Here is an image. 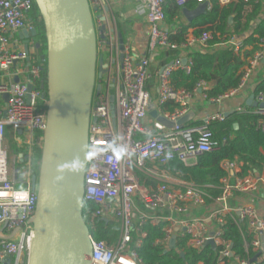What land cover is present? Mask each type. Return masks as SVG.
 <instances>
[{
	"label": "built area",
	"instance_id": "1",
	"mask_svg": "<svg viewBox=\"0 0 264 264\" xmlns=\"http://www.w3.org/2000/svg\"><path fill=\"white\" fill-rule=\"evenodd\" d=\"M120 1L88 0L92 21L93 17L96 19V28L94 22L93 25L97 63L99 65L102 61L106 74L97 79L96 85L101 86V91L92 102L83 204L95 205V216L116 221L120 229L113 245L90 236L92 264H141L137 251L147 238L144 226L148 223L154 227L166 224L164 237L156 243L167 250H171L172 239H176L175 247L179 240H186L190 249L199 252L211 246L207 243L212 241V247L220 249L218 264H264L263 175L249 172L242 176V164L227 161L222 167L228 176L218 184L200 187L193 182L176 180L161 169L173 160L191 166L200 155L217 148L211 125L224 121L228 117L227 111L208 114L198 126L185 127L178 125L177 121L191 112L196 95L217 105L239 96L255 69L264 61V38L261 48L247 58L239 86L209 100L210 84L207 82H199L193 94L176 90L171 83L175 71L190 73L191 58L183 59L180 51L177 58L155 74L149 69V57L152 53L180 48H194L206 53L215 41V34L204 31L200 36H190L184 44L173 43L171 36L175 33L165 23L164 7L168 0H140L146 10L148 54L140 56L137 61L125 40L121 49L114 13ZM251 1L218 0L223 6ZM174 2L182 9L191 2L198 6L207 3L206 11L211 9V0ZM32 9L33 0H0V264L5 259L11 264H29L32 220L38 202L37 192L32 189V174L28 170L32 169L34 147L43 146L48 99L40 87L44 81L41 80L42 67L36 53L25 51L22 43L14 39L23 29H33L29 22ZM214 45H230L235 55L241 58L248 51L244 40L235 36ZM184 60H187L186 64ZM153 78L157 79L153 110L174 123L172 127L150 115L152 94L147 86ZM29 85L33 86L31 91ZM41 100L43 108L39 107ZM254 101L257 107L241 106L235 112L260 116L258 129L264 133V108L260 107L264 104V92L255 94ZM169 103L178 105V108L174 112L163 111ZM9 128L15 131L18 145L26 136L22 142L27 151L24 149L21 158L22 169L28 170L22 181L15 176L16 171L20 172L16 162L19 157L10 158L6 147ZM18 130L22 131L21 136ZM37 132L43 135L35 138ZM142 178L149 184L143 183ZM239 195L248 200V205L236 202ZM230 222L236 224L244 238L246 234L252 238L250 243L245 242L246 250L253 252L247 260L235 257L231 243L224 237ZM256 255V260L251 262Z\"/></svg>",
	"mask_w": 264,
	"mask_h": 264
},
{
	"label": "water",
	"instance_id": "2",
	"mask_svg": "<svg viewBox=\"0 0 264 264\" xmlns=\"http://www.w3.org/2000/svg\"><path fill=\"white\" fill-rule=\"evenodd\" d=\"M34 1L46 32L47 81L42 89L47 86L48 107L40 171L39 175L32 176V189L37 192L38 202L32 220L29 264H92L91 235L83 217L84 177L89 158L92 102L101 91V86L96 85L97 79H101L106 71L102 61L97 63L96 31L88 0ZM206 8L207 3L193 11L184 9L183 13L192 22L203 15ZM19 37L28 52L36 31L34 28L23 29ZM123 43L120 33L121 49ZM36 47L40 45L37 43ZM183 62L186 64L187 60ZM32 87L29 85V91ZM111 101L114 116V97ZM247 104L258 106L254 96ZM260 107L264 108V104ZM150 115L167 127L174 126L158 116L156 110L152 109ZM193 115L190 112L177 124H185ZM18 135H22L21 130ZM15 176L20 181L24 179L19 171ZM175 241L171 240V249L175 247ZM207 244L213 246L212 241ZM2 264L11 262L5 259Z\"/></svg>",
	"mask_w": 264,
	"mask_h": 264
},
{
	"label": "trees",
	"instance_id": "3",
	"mask_svg": "<svg viewBox=\"0 0 264 264\" xmlns=\"http://www.w3.org/2000/svg\"><path fill=\"white\" fill-rule=\"evenodd\" d=\"M191 4H188L186 8H190ZM179 8L174 0L167 1L164 7L167 25H174L176 17L180 14ZM230 19H232L231 22ZM29 22L36 31L34 40L36 44L40 45L37 48L36 55L39 65L42 67L41 80L46 84V32L34 0ZM190 29H194L195 36H200L204 31H212L215 34V41L212 42V45L214 43H223L229 36L236 35L244 40L245 45H252L257 50L261 40L264 38V1L252 0L248 4L238 2L223 6L218 0H211V9L193 20L188 26H182L175 35L171 36V41L177 44H184L189 37L188 32ZM217 34L220 35L219 38H222L221 40L217 39ZM160 52L164 53L159 55V59L164 60L166 64L173 61L180 54L179 50ZM189 57L192 61L190 73L178 70L171 77V83L176 90H185L189 94H193L199 82L204 81L212 84V88L207 92L208 99L211 100L239 86L245 63L234 54L230 46L210 49L206 53L192 51ZM40 87H42V84ZM147 88L150 90L149 85ZM42 90L45 99H48L47 86ZM260 92H264V79L254 90L255 94ZM39 107H44L42 100ZM177 108L178 105L169 103L163 107V111L174 112ZM260 119V116L253 113L241 114L233 112L224 121H217L211 125L214 141L217 143V148L214 151L200 155L196 164L191 166H185L178 160H173L161 169L175 178L193 182L200 187H205L210 183L218 184L222 178L228 176L229 174L222 167L223 163L227 161L241 163L242 176L247 175L249 172L260 173L264 170V133L258 129ZM200 124V122L189 123L185 127H193ZM235 125L238 128H235ZM42 135L41 132H37L35 138ZM33 155V175H39L42 147L35 146ZM142 182L149 184L144 178H142ZM151 184L153 186L156 185L155 182H151ZM211 193L214 194L213 192ZM95 208V205L83 204V217L89 234L96 241H105L109 245L115 244L120 232L119 224L114 220L106 223L102 218L95 216ZM165 227L166 224L164 223L156 227L150 223L144 226L147 238H145L143 245L137 251L142 261L141 264H218L219 248L206 246L199 252L190 249L186 240H179L177 246L171 250H167L164 246L157 244L156 241L164 237ZM224 237L231 243L235 257L247 260L253 256L252 250L249 249L247 251L245 246V242L250 243L252 238L248 234L244 238L236 224L230 222L226 226ZM182 253L184 256L181 255Z\"/></svg>",
	"mask_w": 264,
	"mask_h": 264
},
{
	"label": "crops",
	"instance_id": "4",
	"mask_svg": "<svg viewBox=\"0 0 264 264\" xmlns=\"http://www.w3.org/2000/svg\"><path fill=\"white\" fill-rule=\"evenodd\" d=\"M261 1H264V0H261ZM191 3H189V4H191L190 8H186V7L183 9L179 8L180 14L176 17V20L174 21V25L169 26L166 24V26L169 27L170 30L172 32H174L175 34L177 33V31L182 26L186 27L191 23L187 20V18L185 17V15L183 13L184 9L193 11V10H196L198 8V4H196L195 2H191ZM115 8H117V10L119 12V17H118L116 11L114 10L115 17H116V20L118 22V28H119L120 33H122L121 32V26H123L125 29H128L129 33H131V35H132V38L130 40L126 41L123 34H122L124 40L130 44L132 52L134 54H137L139 56H144V55L146 56L148 54V37H147L146 32H145L146 10H145L144 6L142 5L141 1L140 0H121L120 2H118L116 4ZM165 23H166V21H165ZM19 34H20V32H18L14 36V39L22 43V41L19 37ZM188 36L189 37L195 36L194 35V29L189 30ZM234 36L239 37L236 35H234ZM227 39L225 42H227ZM32 42L35 43L34 41H32ZM22 46H23V43H22ZM228 46H230V45H224L221 47H216L215 45H211L210 49H214V48L220 49V48L228 47ZM230 47L233 49L232 46H230ZM23 48H24V46H23ZM260 48H261V44H259V47L257 48V50H259ZM30 50L33 53H37L36 52L37 51L36 43H35L33 50L31 48H30ZM257 50L254 49V46L248 45V51L244 54V57L243 58L239 57V58L246 64L247 58L251 57L253 55V53ZM179 51H181V56L183 57V59H186V58H190L189 57L190 52L196 51V49H194V48H180ZM162 53H164V52H156V53L150 54L149 69H150V71H152L155 74L158 71H160L163 66L166 65V62L164 60L159 59V55H161ZM234 54H235V52H234ZM152 58H154L153 61H151ZM257 71H259V72L256 73ZM263 79H264V61L260 64V66L258 68L255 69L254 73L252 74L251 79L248 82L246 89L239 96H237L236 98H234L232 100L226 101L223 105H217L214 103H210L209 101L203 100L200 95H196L194 97V100L192 102V106L190 109V111L193 112L194 115L189 121H187L183 125L187 126V124H189V123L194 124V123L201 122L208 114H212V113H215V112L221 111V110L227 111L231 115L233 112H235L237 110L238 107L247 106L248 105L247 101L252 96L255 95L254 90L257 87V85ZM149 83H151V84H149ZM149 83H148V85L150 86V92L152 94V97H154V101L152 102L151 107L152 106L154 107L155 99L157 96V79L155 78L154 80H152V82H149ZM209 84H210V89H211L212 84L211 83H209ZM251 107L254 108L252 105H251ZM25 137L26 136L24 135L21 138L22 141H24L23 138H25ZM24 149H25V147H22L20 145L19 164H21V165H23V163L20 162V159H22L20 156L24 152ZM193 164H196V163H193ZM19 170H21V169H19ZM260 174L264 176V170L261 171ZM173 178L181 181L178 178H175V177H173ZM236 202L239 203L240 205H248V200L241 197L240 195L237 196ZM0 262H1V260H0Z\"/></svg>",
	"mask_w": 264,
	"mask_h": 264
},
{
	"label": "rangeland",
	"instance_id": "5",
	"mask_svg": "<svg viewBox=\"0 0 264 264\" xmlns=\"http://www.w3.org/2000/svg\"><path fill=\"white\" fill-rule=\"evenodd\" d=\"M115 9V11H116V13H117V15H118V17H119V12H118V10H117V8H114ZM93 22H94V25H95V28H96V24H95V22H96V19H95V17H93ZM121 32H122V34H123V36H124V38H125V40L126 41H128V40H130L131 38H132V35H131V33H129V30L128 29H125L123 26H121ZM32 41H34L35 43H36V41L33 39ZM35 43H31V49L33 50V48H34V46H35ZM154 55V54H153ZM135 56H136V60L138 61L139 60V58H140V56L139 55H137V54H135ZM154 60V58H152L151 59V61H153ZM259 71H257L256 73H258ZM98 85V84H97ZM105 87H106V82H104V89H105ZM154 101V97H152L151 98V103ZM93 107V106H92ZM152 109H154V107L152 106L151 107V110ZM10 129V128H9ZM24 141L26 140V138H24L23 139ZM19 143L21 144V146L22 147H25L24 145H23V142H22V140H20L19 141ZM6 147H7V150L9 151V156H10V158H14V157H19V152H20V145H18V143H17V136H16V134H15V131L13 130V129H10L9 130V135H8V137H7V139H6ZM25 150L27 151V149L25 148ZM16 162H17V166H18V168L19 169H21L20 170V173L21 174H23V176H24V178L26 177V171L28 170L27 168H26V170H24V169H22V168H24V166H22L21 164H19L18 165V162H19V160L18 159H16ZM31 174H32V176H33V169H31V171L30 170H28ZM21 185H23V184H21ZM174 249V248H173Z\"/></svg>",
	"mask_w": 264,
	"mask_h": 264
},
{
	"label": "flooded vegetation",
	"instance_id": "6",
	"mask_svg": "<svg viewBox=\"0 0 264 264\" xmlns=\"http://www.w3.org/2000/svg\"><path fill=\"white\" fill-rule=\"evenodd\" d=\"M33 40V39H32Z\"/></svg>",
	"mask_w": 264,
	"mask_h": 264
}]
</instances>
